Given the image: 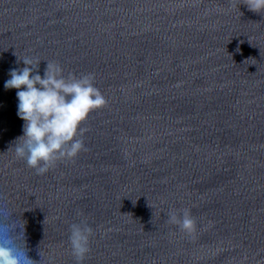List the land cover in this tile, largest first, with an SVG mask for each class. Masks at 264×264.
<instances>
[{
    "label": "water",
    "instance_id": "1",
    "mask_svg": "<svg viewBox=\"0 0 264 264\" xmlns=\"http://www.w3.org/2000/svg\"><path fill=\"white\" fill-rule=\"evenodd\" d=\"M245 0H0V207L34 264H264V11ZM93 77L84 148L38 174L10 69ZM189 210L191 234L178 219Z\"/></svg>",
    "mask_w": 264,
    "mask_h": 264
},
{
    "label": "clouds",
    "instance_id": "2",
    "mask_svg": "<svg viewBox=\"0 0 264 264\" xmlns=\"http://www.w3.org/2000/svg\"><path fill=\"white\" fill-rule=\"evenodd\" d=\"M249 11H264V0H245ZM23 67L10 69L4 90H15L16 115L22 123V135L12 142L14 157L38 174L48 171L56 161L75 158L84 148L82 137L86 129L81 127L90 113L106 104L105 97L93 85V77L65 78L62 68L47 63L43 77L38 73L40 61L25 57L19 60ZM10 209L0 207V264H34L26 252L23 229L17 232ZM169 219L182 231L191 234L195 221L189 210L178 219L175 212ZM92 228L86 223L70 226L69 244L77 264L89 252Z\"/></svg>",
    "mask_w": 264,
    "mask_h": 264
}]
</instances>
